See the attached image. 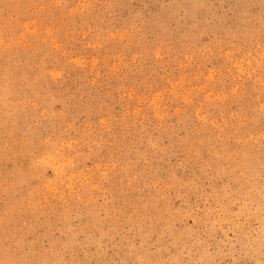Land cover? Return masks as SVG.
I'll return each instance as SVG.
<instances>
[{"label":"rangeland","instance_id":"374dc122","mask_svg":"<svg viewBox=\"0 0 264 264\" xmlns=\"http://www.w3.org/2000/svg\"><path fill=\"white\" fill-rule=\"evenodd\" d=\"M0 264H264V0H0Z\"/></svg>","mask_w":264,"mask_h":264},{"label":"bare ground","instance_id":"6f19581e","mask_svg":"<svg viewBox=\"0 0 264 264\" xmlns=\"http://www.w3.org/2000/svg\"><path fill=\"white\" fill-rule=\"evenodd\" d=\"M26 5V4H25ZM41 20V19H40ZM103 36V35H102ZM228 126V125H227Z\"/></svg>","mask_w":264,"mask_h":264}]
</instances>
